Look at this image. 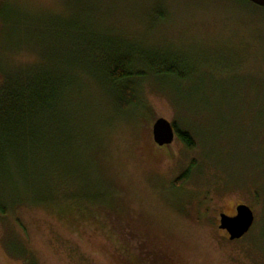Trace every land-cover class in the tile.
I'll list each match as a JSON object with an SVG mask.
<instances>
[{
  "label": "rangeland",
  "instance_id": "rangeland-1",
  "mask_svg": "<svg viewBox=\"0 0 264 264\" xmlns=\"http://www.w3.org/2000/svg\"><path fill=\"white\" fill-rule=\"evenodd\" d=\"M95 41L181 57L185 77L147 73L137 85L140 104L118 112L89 73ZM25 62L74 80L65 94L75 139L66 175L78 191L88 183L98 204L0 213V264H264L263 6L0 0V64ZM160 117L193 146L177 134L156 144ZM2 183L9 206L16 197ZM239 204L253 209L255 222L231 240L220 215H234Z\"/></svg>",
  "mask_w": 264,
  "mask_h": 264
},
{
  "label": "trees",
  "instance_id": "trees-1",
  "mask_svg": "<svg viewBox=\"0 0 264 264\" xmlns=\"http://www.w3.org/2000/svg\"><path fill=\"white\" fill-rule=\"evenodd\" d=\"M104 42L100 46L96 41L89 43L97 62L89 67V73L111 94L108 101L113 102L118 112L130 111L140 104L137 85L147 73L185 77L181 70L185 61L181 57L146 53L135 47L123 49L113 42ZM73 88L74 80L65 72L26 62L0 64L1 187L4 190L10 186L16 197L9 206L0 199V213L7 214L25 204L68 212L76 204H83L80 207L86 209L98 204L95 196L87 194L88 183L82 182L78 191L66 175L71 167L64 162L65 155H70L75 139L72 141L67 130L65 113L70 104L65 94L70 95ZM173 124L180 140L192 147L191 136ZM186 177L182 175L174 184Z\"/></svg>",
  "mask_w": 264,
  "mask_h": 264
},
{
  "label": "water",
  "instance_id": "water-1",
  "mask_svg": "<svg viewBox=\"0 0 264 264\" xmlns=\"http://www.w3.org/2000/svg\"><path fill=\"white\" fill-rule=\"evenodd\" d=\"M259 6L264 7V0H248ZM153 138L156 144L170 145L176 136L174 124L164 117L158 118L153 124ZM255 222L253 209L247 204H239L236 207V215L231 216L226 213L220 215V229L228 232L231 240L240 239L245 236Z\"/></svg>",
  "mask_w": 264,
  "mask_h": 264
},
{
  "label": "flooded vegetation",
  "instance_id": "flooded-vegetation-1",
  "mask_svg": "<svg viewBox=\"0 0 264 264\" xmlns=\"http://www.w3.org/2000/svg\"><path fill=\"white\" fill-rule=\"evenodd\" d=\"M176 134H177V132H176ZM234 215H236V213ZM234 215H231V216H234Z\"/></svg>",
  "mask_w": 264,
  "mask_h": 264
}]
</instances>
